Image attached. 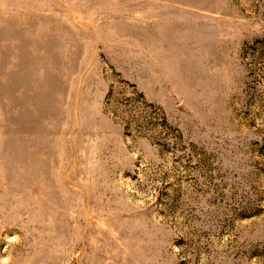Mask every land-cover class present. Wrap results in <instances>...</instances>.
Returning <instances> with one entry per match:
<instances>
[{"label":"rangeland","instance_id":"obj_1","mask_svg":"<svg viewBox=\"0 0 264 264\" xmlns=\"http://www.w3.org/2000/svg\"><path fill=\"white\" fill-rule=\"evenodd\" d=\"M0 264H264V0H0Z\"/></svg>","mask_w":264,"mask_h":264}]
</instances>
